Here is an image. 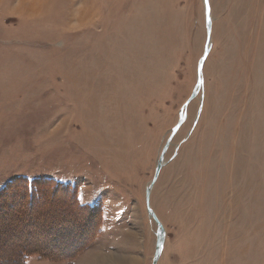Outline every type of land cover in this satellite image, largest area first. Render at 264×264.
I'll return each mask as SVG.
<instances>
[{"label": "rangeland", "instance_id": "1", "mask_svg": "<svg viewBox=\"0 0 264 264\" xmlns=\"http://www.w3.org/2000/svg\"><path fill=\"white\" fill-rule=\"evenodd\" d=\"M22 178L101 226L68 188L2 195L0 264H151L153 212L156 264H264V0H0V190Z\"/></svg>", "mask_w": 264, "mask_h": 264}, {"label": "trees", "instance_id": "2", "mask_svg": "<svg viewBox=\"0 0 264 264\" xmlns=\"http://www.w3.org/2000/svg\"><path fill=\"white\" fill-rule=\"evenodd\" d=\"M17 181L20 183H19V185H16V187H14V190H11L9 188L12 187L16 183L15 181L10 183V185H8L7 188L4 187L3 189L0 190V197H2V195H4L3 198H6L7 202H9L7 205L13 206L12 205L13 203L18 204L19 200H21V198H23L22 199V203L24 202L23 204L27 203L26 206H28L29 208L33 207V206L35 207L36 204L32 199L33 195L37 194V196H36L37 199L39 197H42L43 199H42L41 203L45 202L47 195L44 194L45 193L44 189L46 186L51 188V189H55V190L57 188H63V189L68 188L71 192H74V199H75V203L77 204V207L80 209L81 208H88L90 210L89 218L87 217L82 221H84V223L87 224L88 226L90 225V230L92 231V233L89 237H91V239L93 237H95V231L97 230V232H98V227H99V225L101 226V224L98 222V220H101L100 208L90 206V205H80L78 200L76 199V191L74 188H72L70 186L62 185L58 182H55L53 185H49L47 182L43 181V179H39V178H35V179L30 180V181L22 178V180L18 179ZM38 184L40 186H38ZM32 201H33V203H32ZM36 202L40 203L39 200ZM18 205L20 206L22 204H18ZM43 205L46 206V203ZM46 208H47V206H46ZM42 209H44V207ZM27 252H28V250L26 249L25 253L20 252L18 260H11L10 259V260H7V262L10 264L11 263L12 264H26V258L28 257V255H30V253H27Z\"/></svg>", "mask_w": 264, "mask_h": 264}, {"label": "water", "instance_id": "3", "mask_svg": "<svg viewBox=\"0 0 264 264\" xmlns=\"http://www.w3.org/2000/svg\"><path fill=\"white\" fill-rule=\"evenodd\" d=\"M208 10V9H207ZM206 10V11H207ZM209 12V11H208ZM208 12H206V21H207V15H208V21H207V28H208V32H209V30H210V21H209V13ZM207 36H209V34H207ZM209 47V46H208ZM208 47L206 46L205 47V50H204V53H203V57H202V59L200 60V63H202V61L206 58V56H207V54H208ZM198 87V86H197ZM196 87V90L198 89ZM196 90L195 91H193L192 92V94H191V96L188 98V101H187V103L186 104H188V102L195 96V92H196ZM185 104V105H186ZM180 120L177 122V124H176V126L172 129V132H171V136H170V138H169V140H168V142L170 141V139L172 138V136L174 135V133L178 130V128L180 127V125L182 124V121L184 120V118H185V114L182 112L181 114H180ZM168 142H167V144H168ZM161 166H162V163L161 162H158L157 163V165H156V167H155V171H154V176H153V178H152V181H151V184H153L155 181H156V179H157V177H158V175H159V172H160V169H161ZM149 193H150V188H147L146 189V202H147V204H148V202H149ZM148 212H149V210H148ZM150 212H151V210H150ZM149 212V213H150ZM152 215L154 216V219H156V217H155V215L152 213ZM157 222V221H156ZM158 223V222H157ZM163 238H164V236L161 238V240L159 241V243L156 245V250H155V253H154V256H153V258H152V263L151 264H156V262H157V260H158V258H159V256H160V253H161V249H162V245H163ZM157 243V242H156Z\"/></svg>", "mask_w": 264, "mask_h": 264}, {"label": "bare ground", "instance_id": "4", "mask_svg": "<svg viewBox=\"0 0 264 264\" xmlns=\"http://www.w3.org/2000/svg\"><path fill=\"white\" fill-rule=\"evenodd\" d=\"M206 17V16H205ZM206 19V18H205ZM207 21H208V15H207ZM207 21H206V23H207ZM159 162H161L162 164L164 163V161H163V159H159ZM155 171V170H154ZM147 188H151V183H149L148 184V187ZM49 203V202H48ZM35 205V204H34ZM44 207V206H43ZM154 213V212H153ZM157 217V216H156ZM158 218H156L155 219V221H157L158 223H159V225H158V223L156 222V224H157V226H159V230H158V232H157V240H156V245L159 243V241L161 240V238L163 237V232H162V226H161V222L159 221V219L157 220ZM161 226V227H160ZM96 263H99L98 261L97 262H95L94 264H96Z\"/></svg>", "mask_w": 264, "mask_h": 264}, {"label": "crops", "instance_id": "5", "mask_svg": "<svg viewBox=\"0 0 264 264\" xmlns=\"http://www.w3.org/2000/svg\"><path fill=\"white\" fill-rule=\"evenodd\" d=\"M72 263V262H71Z\"/></svg>", "mask_w": 264, "mask_h": 264}]
</instances>
